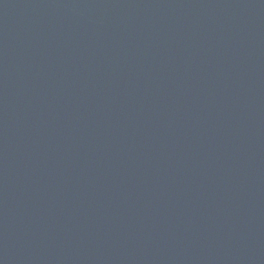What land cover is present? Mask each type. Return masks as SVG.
<instances>
[{
    "label": "water",
    "instance_id": "95a60500",
    "mask_svg": "<svg viewBox=\"0 0 264 264\" xmlns=\"http://www.w3.org/2000/svg\"><path fill=\"white\" fill-rule=\"evenodd\" d=\"M0 264H264V0H0Z\"/></svg>",
    "mask_w": 264,
    "mask_h": 264
}]
</instances>
